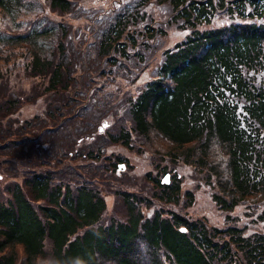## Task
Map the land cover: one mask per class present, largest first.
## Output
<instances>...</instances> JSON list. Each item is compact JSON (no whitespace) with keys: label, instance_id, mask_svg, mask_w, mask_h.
<instances>
[{"label":"trees","instance_id":"16d2710c","mask_svg":"<svg viewBox=\"0 0 264 264\" xmlns=\"http://www.w3.org/2000/svg\"><path fill=\"white\" fill-rule=\"evenodd\" d=\"M22 1L0 0V9ZM151 1L119 2L92 40L85 33L75 40L70 24L53 23L44 29L57 36L49 56L39 52V29L0 34V61L8 62L16 45L26 47L24 70L42 78L32 98L47 100L44 112L22 119L14 113L24 95L0 98V264H39L47 257L50 264H264V227L248 230L232 213L264 199V0H156L169 6L170 22L185 34L163 48L137 91L121 90L123 118L102 131L109 110L95 114L93 75L129 77L144 65L145 50L157 48L146 10ZM47 2L61 13L78 7L74 0ZM109 115L111 123L118 113ZM73 121L78 125L70 128ZM63 128L77 133L68 150L51 142ZM136 138L157 151L164 146L163 159L194 165L224 212L222 223L178 208L181 178L159 177L167 162L157 175L147 172L159 191L119 188L126 215L106 219L105 190L91 169H115L123 158L105 154V147H133ZM184 194L190 204L194 191ZM256 218L264 221V207Z\"/></svg>","mask_w":264,"mask_h":264},{"label":"rangeland","instance_id":"374dc122","mask_svg":"<svg viewBox=\"0 0 264 264\" xmlns=\"http://www.w3.org/2000/svg\"><path fill=\"white\" fill-rule=\"evenodd\" d=\"M74 1L77 3L78 7L75 9V12L72 13H61L52 10L47 0H23L20 3H14L9 10L0 9V34L5 37L11 32H22L31 28L39 29L42 31L37 37L39 52L42 56H49L52 49L51 47L55 43L57 36L53 32H45L44 29L48 30L53 23L61 20L70 24L75 33L78 32L77 36L74 33L75 40H78L82 33H85V35H83L85 39L92 40L93 37L91 34L95 36L96 29L99 32L98 29L102 28L112 16L108 11L116 8L119 2L122 3L125 0ZM146 10L148 16L154 19L153 24L156 27L157 34L152 43L153 46L155 44L157 48L153 49L151 47L145 50L148 56L147 59H145L146 62H144V65L134 68L135 70H133V73H129V77H125L123 73V77L113 73L110 74L111 79L105 80V75L101 73L93 75L95 79L93 82L94 90L91 92L94 91V102L92 106L95 114L97 115L99 113L100 115L102 112L106 114V111L109 110L107 114L108 117L104 121L102 119L98 125L102 131H104L107 126L115 128L117 125L116 123H119L123 118L121 113L123 114L124 112L123 106L126 105V96L121 94V90L130 91V93L132 91H137L139 85L151 77L154 67L161 59L163 48L173 46L174 43L180 40L185 34L184 30H181L176 24L170 22V8L166 3H158L156 0H153L146 5ZM147 19L144 21L147 22ZM0 48L3 49L1 44ZM89 48L90 47L87 48V51ZM11 53L8 62L4 63V60L0 61L6 74L1 76L2 78L0 79V98L5 94L15 97L24 95V97H26L24 100L25 102L23 101L19 111L16 110L14 113L16 117L22 119L24 117H30L37 112H44L45 106L47 105L45 97H37V99L32 98L36 90H41L42 87L40 85L42 78L38 76H29L28 71L24 70L25 64L28 63L30 59L26 47L23 45H16ZM4 56L7 55L4 54ZM6 68H8V70ZM80 77H82L83 80L87 76L81 74ZM118 85L121 86L120 89ZM28 92L30 93L27 94ZM113 110L118 113V116L115 117V119H111L110 123L108 118H111L109 114H111ZM124 115L127 116L126 114ZM69 124H71L70 128L78 125L75 121ZM61 131L63 134H60L58 131L54 132L55 134L51 137V142L55 148L68 150L71 148V143H76L75 139L77 138V133L75 135L73 133L69 136V132H67L68 130H65V128ZM143 141L136 138L133 142V147H128L121 143H109L105 147V154L111 155L112 157H114V155H120L123 159L118 161V164L122 165L116 166L115 169H105L107 167L95 171L91 169L92 172L99 174V184L105 190L104 196L107 202L106 219L111 216L124 217L126 215V208L117 192L119 188L123 187L138 192L142 190V192L147 193V195L159 191V187L154 185V181L147 176V172H152V176L157 175L158 168H162L163 163L167 162L168 170L166 173L169 174V181L173 178L174 173L182 180V196L178 208L185 209L192 215L194 213H204L211 222L222 223L224 220V212L219 211V208L212 198L209 186L202 179V175L196 172L194 165L185 163L182 160L173 162L169 158L163 159L161 155L165 149L164 146L161 147L160 151H157V145ZM46 144H48V142ZM78 144H80V142H78ZM82 147L84 148V146ZM156 161L159 162V165L156 164ZM73 163L81 165L85 175L91 174V171L85 167L86 165L83 164L84 162H82L81 159H77L76 161L73 160ZM93 164L95 166L102 165L101 162H93ZM95 166L91 167L95 168ZM164 175L165 174L161 172L159 177L163 178ZM186 189L193 190L195 193L193 200L189 201L190 204H188L187 197L184 194V190ZM262 207H264V199L258 202L246 201L234 208L232 213H234V216L237 217L240 223L245 222L247 224L248 230L257 227L263 228L264 221H259V219L256 218L258 210ZM251 209L256 210V212ZM50 246L51 243L47 240L46 248L49 251ZM50 262V257L39 258L38 260L39 264H50Z\"/></svg>","mask_w":264,"mask_h":264},{"label":"water","instance_id":"95a60500","mask_svg":"<svg viewBox=\"0 0 264 264\" xmlns=\"http://www.w3.org/2000/svg\"><path fill=\"white\" fill-rule=\"evenodd\" d=\"M119 165H122V164H119ZM120 167V166H119ZM162 181L163 182H169V174L168 173H166L165 175H164V177L162 178Z\"/></svg>","mask_w":264,"mask_h":264}]
</instances>
